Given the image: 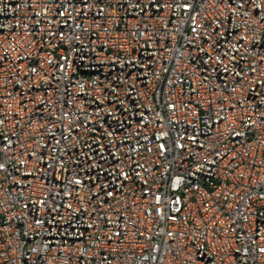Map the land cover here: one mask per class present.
<instances>
[{
    "label": "built area",
    "instance_id": "1",
    "mask_svg": "<svg viewBox=\"0 0 264 264\" xmlns=\"http://www.w3.org/2000/svg\"><path fill=\"white\" fill-rule=\"evenodd\" d=\"M0 264H264V0H0Z\"/></svg>",
    "mask_w": 264,
    "mask_h": 264
}]
</instances>
